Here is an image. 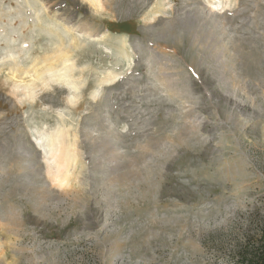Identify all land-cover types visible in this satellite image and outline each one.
<instances>
[{"label":"rangeland","instance_id":"obj_1","mask_svg":"<svg viewBox=\"0 0 264 264\" xmlns=\"http://www.w3.org/2000/svg\"><path fill=\"white\" fill-rule=\"evenodd\" d=\"M263 224L264 0H0V264H233Z\"/></svg>","mask_w":264,"mask_h":264},{"label":"trees","instance_id":"obj_2","mask_svg":"<svg viewBox=\"0 0 264 264\" xmlns=\"http://www.w3.org/2000/svg\"><path fill=\"white\" fill-rule=\"evenodd\" d=\"M248 239L233 252V264H264V224L259 227L257 235Z\"/></svg>","mask_w":264,"mask_h":264}]
</instances>
